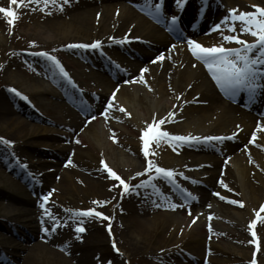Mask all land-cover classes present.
Masks as SVG:
<instances>
[{
  "label": "bare ground",
  "instance_id": "1",
  "mask_svg": "<svg viewBox=\"0 0 264 264\" xmlns=\"http://www.w3.org/2000/svg\"><path fill=\"white\" fill-rule=\"evenodd\" d=\"M129 1L131 0H71L70 3H65V0H56L54 4L50 2L45 5L43 0L39 4L35 3V0L32 3L24 0V10L28 13H26V16H19L18 14L15 24H17L16 26L24 23L30 25L37 19L44 22V29H33L34 34L42 37V41L38 39L27 40L28 50H35L34 48L43 49V47L54 49L53 51L43 50L52 52L54 56L71 67L76 79L84 87H87V85L91 87L90 89L87 87L86 91L91 93L96 100L100 103H106L112 97V107H110L111 109L108 110L106 115L107 117L108 115L110 116L107 125L102 127L100 125L101 118L97 116L88 128L89 134L98 145L107 143L109 146H113L117 144L121 145L124 149L128 143L121 139L130 134L131 130L137 131V138H140L142 130L149 123L157 126L154 123V117L157 122L161 118H168L163 125L158 126L163 129L170 127L169 133L172 135L224 137L222 140L207 142L201 140L189 144H181L184 147L180 150L182 160L174 159L170 154L166 155L164 157L166 166H161L151 161L154 165L165 169L173 168L172 170L175 173L179 171L186 172L189 169L201 166L213 169L206 172L208 175L199 178L207 184L206 188L201 189L202 193L199 197L192 194L190 190L187 192L186 189L185 191L183 186L182 188L181 186L178 188L179 194H186L188 197L190 201L189 208H180L175 212H167V203L174 200V196L167 195L163 200L164 207H161L156 204L148 192L141 191L137 193L130 189L123 193L125 194L126 202H130L127 208H121L120 210L123 215L125 214L128 217L127 221L129 225H127L126 221L124 230H129L135 239L143 238L147 235L150 227L157 228L163 225L167 228L168 232L171 230V232L178 233L175 237L176 242L177 236H182L183 241L184 239L187 241L186 244L192 245L190 248L194 251L190 253L198 258L201 257V260H198L199 262H202L204 258H208L209 264H218L220 261H216L217 259L212 256V252L218 249H215L213 244L209 246L206 242L208 233L211 230L212 232H218V230H213L212 227L203 224L204 215L200 216L198 210L200 208L206 210L205 217L208 216L207 214H211L213 221H216L217 225L220 226L230 223L233 217L241 218L244 221L245 217L241 215L242 212L247 213V217L250 220L256 216L255 210L257 206L264 202V127H261L264 125V114L257 110V108L250 109V112L246 109L247 107H236L231 104L227 100V97L230 98L231 96H223L220 93L219 88L221 87L215 81L211 71L204 61L199 60L193 54L191 47L182 44L178 45L173 42L169 35L165 34L152 21L136 11L135 7L127 6L126 2L129 3ZM169 2L170 0H165L164 4L167 12ZM224 2L230 6V9H235L237 13L239 11L253 12L255 9L252 6L257 4L264 7V0H224ZM61 4H64L63 11L60 10ZM193 5L195 7L196 2L190 0L186 8L183 9L182 14H180L181 19L186 20L188 18ZM0 6L10 7V0H0ZM32 11L37 13L35 14L36 17L30 15ZM173 11L174 8L169 12L172 13ZM224 12L227 13L228 10ZM9 19V17L0 15V25L3 22L7 23ZM240 24V21L234 23L235 30L238 29L239 31ZM221 34L227 35L230 33L227 30L213 31L210 34L201 36L204 37L202 43H207L209 46L223 45L224 47H236L237 44L235 42H225ZM243 34L246 35L248 33L244 32ZM3 37L4 35H0V41L3 40ZM121 39H124V43H118ZM247 39L252 41L253 36L250 35V38ZM96 40L102 41V46H105V48L114 50L115 52L112 54L115 60L127 67V73L118 70L120 78L127 80L131 76L138 78L137 82L139 83L121 86L106 76L82 70V67L78 63L72 62L70 53L74 51L83 53V50L66 46L80 43L90 44ZM32 42L35 43L33 44ZM172 45H176V47L173 49ZM88 51L92 52L94 50L89 48ZM160 55L165 56L162 62L156 60ZM154 60H156L155 63H153ZM102 68L109 71L110 68L113 70L115 67L112 64H110V67L105 64ZM144 68L149 69L148 72L143 73L146 83L140 80L141 70ZM79 86L82 88L81 85ZM42 88L44 87L41 83L40 86H36V90L34 91L42 95L44 94L42 93ZM117 89L119 91H116ZM113 93H115L114 98ZM78 96L75 94V97ZM3 100H0V108L6 104L5 100ZM84 104L86 103L84 102ZM105 105L107 106V104ZM86 106L90 109L92 107L90 104H86ZM121 106L128 115L120 111ZM59 107L60 113L63 115L65 112L64 116L71 121L72 126L61 122L57 123L64 128L73 130V133L79 131L85 123L84 120L63 104L59 105ZM102 109L104 111L105 106H102ZM112 109H114V112H111ZM92 112L96 113L93 110ZM21 113L32 121H39L31 113L24 111ZM170 113H175V115L170 116ZM5 114L7 121L14 126H19L20 128L34 126L38 128L33 123L23 121L20 118L21 115L13 109H8ZM177 120H180L181 124L171 127L170 123ZM42 128L45 131H51L47 127ZM108 130H110V134ZM233 133H236L234 139L230 138L233 136ZM56 135L53 134L52 136ZM254 135L256 137L255 143L252 142ZM204 144L225 145L226 148L219 149L220 151L214 147L206 149L203 147ZM59 150L66 152V154L70 153L68 146ZM22 156L28 158L27 155ZM119 156L123 162L130 164L124 150L120 152ZM76 159L77 156L73 158V162H76ZM71 166L68 164L62 165L61 163L60 169L55 172L56 176L52 179L45 178L44 183L39 185L38 188H41L43 191H50L48 189L54 191L53 199L49 201L51 204H53L57 197L60 199L69 194V192L63 191L62 183L69 182V170L74 169ZM135 171L138 172L139 169ZM156 175L153 168L151 172H148L147 177L153 180ZM121 178L125 180L123 175ZM185 179L193 180L190 177H186ZM221 180L227 187H224L220 183ZM86 182L85 190L96 191L97 188H101L105 190V197L111 198L116 192L114 189L115 183L113 182L103 183L95 180L94 177H87ZM57 189L64 193L60 195ZM71 190L77 191L73 187H71ZM217 192L220 193V196L215 194ZM189 193L192 194L191 197L188 195ZM193 197L198 199H193ZM221 197H227V199H222ZM231 200H242L244 202L243 206H241L243 211L232 205ZM24 201L31 203V200L28 199ZM224 201L230 202V204L224 203ZM120 203H123V200ZM36 204L34 202L35 207H37ZM254 205L256 206L255 210H252L250 207L254 208ZM31 212L36 215L33 220L36 222L34 226L36 238L39 239L37 242L38 249L44 251L48 249L51 253L59 255L60 253L52 248L54 246H61L59 248L64 250V255L70 254L69 257L66 256L68 259L63 256L66 263H89L85 259V255L77 256L74 253L75 249L80 248L75 244V241L79 239L76 229L72 230V235L68 237L69 239L59 238L56 236L53 224L48 218L51 215L47 216L39 210H32ZM79 222L80 220H77L76 225ZM45 228L50 230L45 232ZM204 233H206V236H203ZM262 248L263 246H261ZM183 250L188 251L182 246L172 250L171 253L176 255L179 251ZM209 250H211V253L206 257ZM179 263L178 261L174 262V264Z\"/></svg>",
  "mask_w": 264,
  "mask_h": 264
},
{
  "label": "rangeland",
  "instance_id": "2",
  "mask_svg": "<svg viewBox=\"0 0 264 264\" xmlns=\"http://www.w3.org/2000/svg\"><path fill=\"white\" fill-rule=\"evenodd\" d=\"M126 5L129 4L126 3ZM10 7L19 16H26V13H28L24 10V2L17 5L10 4ZM35 14H37L35 11L30 13V15L36 17ZM0 15L5 16L3 13H0ZM9 20H7V23L3 22L0 25V35H4L3 40L0 41V100L4 99L6 102L0 108V137L14 143L5 145L0 142V264H72L64 261L63 256L67 258L70 254L64 255V250L59 248L61 246L52 248L60 253L59 255L51 253L48 249L44 251L37 247L39 239L36 238V229L34 228L36 222L33 220L36 215L31 211L39 210L45 213V209L51 215L50 217L47 215L49 220L52 224L55 223L54 232L59 238L69 239L68 237L72 235V230L76 229L77 220H80L78 225L83 227L85 231L77 232L79 239L75 241V244L80 248L75 249L74 253L77 256L85 255V259L89 262L88 264H174L175 261L180 262L179 264H209L208 258H204L202 262H199L198 260H201V257L198 258L190 253L194 251L190 248L192 245L186 244L187 241L185 239L183 241L182 236H177L176 242L175 237L178 233L171 232V230L168 232L163 225L157 228L150 227L147 235L137 239L130 234L129 230H124V224H126L128 217L125 214L123 215L120 210L121 208H127L130 202H126L125 194H123L127 191L124 190V186L115 177L108 175L106 172L110 168L118 176L123 175L125 179H128L129 185H131L130 181L141 178V181H139L141 184L144 182V185L148 182V179L144 178L148 159L155 161L158 165L166 166L164 160L166 155L170 154L174 159L182 160L180 153L178 155H174L175 153L171 154L169 147H166L168 142L161 140L159 144L155 142L153 148H151L150 156L146 158L140 154L139 139L135 130H131L130 134L121 139L128 143L126 148L123 149L121 145L117 144L113 146H109L107 143L98 145L88 132L89 125L92 122H85V126L76 133L58 124L57 122H61L72 126L71 121L64 116L65 112L63 115L60 113L58 107L61 104L73 111L78 117L88 119L93 115L83 116L76 110L77 108L73 109L74 103L71 100L68 101L64 96L57 93L61 92V89L59 84L49 80L50 65L47 57L39 54L28 56L26 51H23L29 48L27 40L38 39L42 41V37L34 34L33 29H44L45 23L37 19L33 24L27 25L24 23L16 26L17 19L12 24L8 22ZM34 49L37 51L43 49L54 50L49 47ZM70 59L72 62L85 67V69L90 68L89 64L80 63L79 58L73 55H70ZM31 63L33 65H30ZM83 67L82 70H85ZM69 69L72 71L73 77H75L73 69L71 67ZM93 73L108 76L104 71ZM41 83L44 87L42 88V93L44 94L39 95L40 93H36L34 90ZM80 84L82 85L81 82ZM11 87L20 89L16 93H23V99L27 97L24 100L30 101L31 104L24 103L16 93L11 91L13 89ZM87 87L91 88L89 85ZM81 93L84 96L83 99H89V103L93 101L89 92ZM73 97L75 98V96ZM95 102L98 115L101 111V104L99 105L97 101ZM85 108H88V106ZM8 109L35 115L39 121H32L26 115L18 113L23 121L33 123L38 128L34 126L20 128L10 124L5 116ZM78 109L80 110V108ZM103 115L99 116L101 118L100 125L105 127L110 116L106 117ZM180 124L181 122L179 121L173 122L171 127L179 126ZM42 127H47L51 131H45ZM108 131L110 134V130ZM53 134L57 135L52 136ZM65 146L69 147V154L59 150L65 148ZM219 148L225 149L226 146L223 145ZM123 150L130 164L121 160L119 155ZM22 155H27L28 158ZM75 156H77V159L76 162H73ZM101 160L104 161V165L107 167L101 164ZM61 163L62 165L68 164L74 167V169L69 170V182L62 183L63 191L69 192V194L60 199L58 197L57 199L55 198L56 200L51 204L49 201H52L54 191H51V189H48L50 191H43L38 187L44 183L45 178L52 179L56 176L55 172L60 169ZM137 169H139L138 172L135 171ZM211 170L213 169L202 167L196 171L194 170V172L189 170L186 173L192 177H202L208 175L206 172ZM136 173L143 174L132 178ZM87 177H94L95 180L103 183H115V194L109 198L105 197V190L101 188H97L96 191L85 190ZM187 183L193 189V192L200 194L201 188L199 185L193 182ZM71 187L77 191H72ZM169 187V183L158 175L152 184L148 182L143 190L138 188L136 192H148L157 205L164 207V198L170 193H174ZM201 187L204 189L205 185L202 184ZM57 191L60 195L64 193L58 189ZM49 193L51 195L48 196V200L44 201V196ZM25 199L31 200V203L25 202ZM121 200H123V203H120ZM104 201H107V203H102ZM34 202L37 203V207H35ZM224 203L230 204V202L226 201ZM232 205L243 211L240 205ZM188 206L189 203L187 201L177 198L169 201L167 204L168 210L166 211H178L179 208ZM255 207L254 205V208H250L255 210ZM89 208L94 209V212L103 213V215L100 217L95 216V214L91 216H83L79 213L73 215L74 210H86ZM198 211L200 216L204 215L203 224H207L213 230H218V232H212L211 230L206 241L209 246L213 244V247L218 249L212 252V256L217 259L216 261H220L218 264H248L253 244L248 234L247 224L251 220L247 217V213L242 212L241 214L245 217L244 221L241 218L233 217L230 223L220 226L217 225L216 221H213L212 215L207 214L208 216L205 217L206 210L200 208ZM259 214L262 219L260 222L257 221L258 225L255 224V232L259 236L263 248L260 249L256 259L258 264H264V211ZM108 225H111V227L108 228ZM127 225H129L128 221ZM203 236H206V233ZM112 241L115 242L118 252H114L110 247V242ZM182 246L188 251H179L180 253L178 252L176 255L171 253L172 250ZM209 253H211V250L208 251L206 257L209 256Z\"/></svg>",
  "mask_w": 264,
  "mask_h": 264
},
{
  "label": "snow or ice",
  "instance_id": "3",
  "mask_svg": "<svg viewBox=\"0 0 264 264\" xmlns=\"http://www.w3.org/2000/svg\"><path fill=\"white\" fill-rule=\"evenodd\" d=\"M24 0H10V4L17 5V4H23ZM33 0H28V3H32ZM41 0H35V3L39 4ZM44 4L47 5L48 3H56V0H43ZM71 0H65V3H70ZM184 3V0H176V4L178 7L182 6ZM155 10L156 13H159L162 3H156L155 4ZM255 11L253 12H245V11H239L236 12L235 9H229V16L224 17V21H228L231 19L232 21H240L241 26L239 28V31L241 33L247 32L251 36L255 37L252 41H247L242 39L240 36L236 34H221L222 39L225 42H235L238 47H224L223 45H212V46H203L200 43H198L194 39H189L187 43L191 47V51L193 54L199 59L204 61V63L207 65L208 69L211 71L212 75L215 78V81L217 84L221 87V89L227 93L230 96H235L237 93L243 91L247 92L249 103H253L258 99L259 95L261 94L262 90H264V7H259L257 5L252 6ZM64 4L60 5V10L63 11ZM0 13H3L6 17L11 18L8 22L10 24L14 23V21L17 19V12L12 7H3L0 6ZM119 14V13H118ZM177 16L173 15L171 16V21L173 22V25L177 22ZM222 27L221 23H217L213 26V30L220 29ZM234 25L228 24V31L234 32ZM115 39V38H113ZM127 39V38H125ZM33 44L35 42H32ZM118 43H124V39H121L118 41ZM66 47H78L83 49H101L102 47V41L96 40L92 43H80L75 45H68ZM176 45H172V48L174 49ZM39 55H43L47 57L49 60H51L57 68H59L61 74L68 78L69 74L65 71L62 64L58 60V58L54 55H50L48 52H41L38 53ZM165 59L164 55H160L156 58L158 61H163ZM156 60L153 61V63L156 62ZM148 68H144L141 70V82L146 83L143 77V73L148 72ZM14 93H16V89H11ZM116 91H119L117 89ZM19 95V93H16ZM182 95V94H181ZM115 96V93H113V98ZM24 99H27V97H24ZM179 99V97H178ZM108 107H112L111 102H109ZM107 111V109H106ZM121 112H124L123 107L120 108ZM125 115H128L127 112H124ZM175 113H170V116H174ZM92 119H95V117H92ZM168 118H161L158 122L155 120L154 117V123L157 124L156 127L153 126V123H149L145 129L142 130L141 134V141L143 144L142 151L144 153V156L147 157L149 155L148 147L149 142L151 140H155L157 144L160 143L161 140H166L168 143H171L175 145L176 143L180 144H189L194 141H212V140H222L224 137H197V136H184V135H172L167 131H161L158 125H163ZM261 127H264L262 125ZM259 131V129H258ZM236 133H233V136L230 138H235ZM256 137L253 136L252 142L255 143ZM0 142H3L5 145H11L14 143L13 141L6 140L3 137H0ZM79 142V141H77ZM71 163V161H69ZM101 164L104 165V161L101 160ZM107 167L106 165H104ZM202 167V166H201ZM155 169L156 174L162 175L169 179H174V170L172 169H165L163 167H160L158 165H154L150 160L148 161V166L145 169L146 172H151ZM108 171L111 173L113 177H115L120 183L124 186V190L128 191L130 188V185L127 184L124 180H122L112 169H108ZM143 173H137V175H142ZM180 175H183V173H180ZM143 183L141 185L131 186L132 190H135L138 187L143 186ZM220 183L227 187L226 184L223 183L221 180ZM217 196H220V193H215ZM51 195L49 193L48 195L44 196V201L48 200V196ZM191 197V193L188 194ZM222 199H227V197H221ZM193 199H198L196 197H193ZM232 204H237L240 206H243L242 200H231ZM102 203H107V201H104ZM175 207V205H173ZM261 211H264V205H261ZM77 213L83 215V216H91L95 214V216L100 217L103 215V213L100 212H94V209L89 208L86 210H74L73 215H76ZM45 215H49L47 209H45ZM259 216V213H257ZM108 219H111L110 217H106ZM195 222V221H193ZM58 223V221H56ZM256 221L252 220L250 221V228L251 226L255 225ZM55 228V223L53 224V229ZM50 229L45 228V232H48ZM77 232H84L85 229L79 225L76 226ZM253 236H255V232H253ZM113 246L114 242H113ZM251 264H256L255 259L251 262Z\"/></svg>",
  "mask_w": 264,
  "mask_h": 264
}]
</instances>
